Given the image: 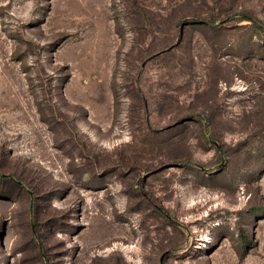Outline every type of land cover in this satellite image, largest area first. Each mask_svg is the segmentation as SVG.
<instances>
[{"label": "rangeland", "instance_id": "rangeland-1", "mask_svg": "<svg viewBox=\"0 0 264 264\" xmlns=\"http://www.w3.org/2000/svg\"><path fill=\"white\" fill-rule=\"evenodd\" d=\"M0 264H264V0H0Z\"/></svg>", "mask_w": 264, "mask_h": 264}]
</instances>
